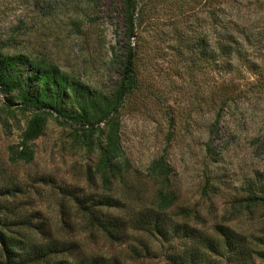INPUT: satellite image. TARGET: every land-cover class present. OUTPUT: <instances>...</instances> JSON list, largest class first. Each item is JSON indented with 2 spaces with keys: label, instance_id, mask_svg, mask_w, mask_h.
Masks as SVG:
<instances>
[{
  "label": "rangeland",
  "instance_id": "rangeland-1",
  "mask_svg": "<svg viewBox=\"0 0 264 264\" xmlns=\"http://www.w3.org/2000/svg\"><path fill=\"white\" fill-rule=\"evenodd\" d=\"M132 5L139 82L118 116L124 184L111 190L97 173L104 122L92 132L47 109L42 134L26 143L35 109L11 102L0 87V218L30 242H63L74 252L72 261L103 256L124 264H170L168 254L188 255L181 239L188 231L205 239L202 231L212 233L217 225L238 238L249 236L252 249L264 238V200L249 198L264 196V48L253 44L250 57L235 55L221 67L206 63L204 55L194 67L177 50L179 32L211 37L212 27L222 31L226 14L246 27L264 16V0ZM124 8V0H0V51L54 63L91 91L108 94L121 76V55L130 41ZM215 11L221 15L215 17ZM239 46L245 50L243 41ZM193 47L202 49L204 40L183 45ZM218 113L222 123L212 134ZM161 187L177 199L158 214L151 208ZM106 194L124 195L122 204L134 215L143 210L168 224L170 237L135 232L120 241L94 228L77 204L91 205ZM184 209L190 213L182 214ZM221 232L216 230L219 239ZM202 264H264V259L214 255Z\"/></svg>",
  "mask_w": 264,
  "mask_h": 264
},
{
  "label": "trees",
  "instance_id": "trees-1",
  "mask_svg": "<svg viewBox=\"0 0 264 264\" xmlns=\"http://www.w3.org/2000/svg\"><path fill=\"white\" fill-rule=\"evenodd\" d=\"M133 0H124V10L127 18V42L125 51L121 55V76L114 83L113 89L108 94L93 92L79 81L72 79L67 73L54 63L34 58L26 53H4L0 51V87L9 95V100L21 103V107L35 109L24 135V141L38 138L47 122V109L55 110L61 116L72 117L76 124H81L83 129L94 132L100 129V123L104 122V131L107 132L105 142L99 144V158L97 162V173L102 181L112 190L117 184H124L126 178L124 165L119 160L122 152L119 121L120 108L126 97L132 93L139 82L135 60L136 48L131 41L135 31V10ZM215 17L221 12L215 11ZM228 18V19H226ZM222 31L212 27L209 34L203 37L200 34L193 35L190 31L179 32L180 49L178 53L186 57L190 65H199L198 55H204L206 63L221 65L231 63L235 55L250 57L247 54L253 44L260 51L264 48V16H256L250 19L246 27H242L238 20L225 15ZM206 23V22H205ZM206 29V28H205ZM216 39L218 43L212 44ZM204 40V47H193L187 50L183 48L186 42L195 45ZM244 42V48L239 46ZM210 43V44H209ZM221 44L223 46H219ZM246 44L250 46H246ZM243 51V52H242ZM190 52L194 53L190 56ZM264 53V52H263ZM188 55V56H187ZM222 70H224L222 66ZM221 118L218 115L214 118L212 134L215 129L221 126ZM97 125V126H96ZM92 143V142H90ZM164 167V166H162ZM167 177V174H165ZM167 179V178H166ZM254 193V192H253ZM123 196L115 194L99 195L94 199L93 204L87 200H80L77 204L79 211L88 216L94 228L103 231L109 238L118 240L130 239L135 232L155 233L160 237H170L168 224L156 219L148 212L139 210L137 215L134 211L126 208ZM254 201L264 200V196L257 194L250 196ZM176 194L165 187H161L156 193L155 205L152 211L166 213L175 203ZM182 214L190 213L184 209ZM1 217V216H0ZM10 223L0 218V243L2 245V258L0 264H124L119 258L96 257L92 262L88 259L77 257L72 261L70 257L74 252L63 242L53 241L30 242L20 235L13 234L15 231ZM37 227V230H42ZM229 227L217 225L214 232L208 233L205 230L206 238L199 239V231H188L186 235L179 236L188 243L184 254H168L170 264H202L210 262L214 255L233 259L249 258L256 255L264 259V238L258 241L251 249L252 241L249 236H235V232H226ZM30 230H34V226ZM133 230V231H132ZM178 230V229H177ZM220 230L223 239L216 234ZM179 231V230H178ZM148 247L144 245V249Z\"/></svg>",
  "mask_w": 264,
  "mask_h": 264
}]
</instances>
